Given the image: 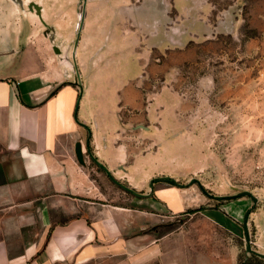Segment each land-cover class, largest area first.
<instances>
[{
	"label": "crops",
	"instance_id": "0c3cea01",
	"mask_svg": "<svg viewBox=\"0 0 264 264\" xmlns=\"http://www.w3.org/2000/svg\"><path fill=\"white\" fill-rule=\"evenodd\" d=\"M60 1L0 0V264H237L218 211L156 236L139 233L138 208L105 201L90 163L123 187L154 162H127L118 136L151 114L127 109L166 30L152 6L138 19L130 0H85L76 36L75 0ZM163 184L156 196L183 208Z\"/></svg>",
	"mask_w": 264,
	"mask_h": 264
},
{
	"label": "rangeland",
	"instance_id": "374dc122",
	"mask_svg": "<svg viewBox=\"0 0 264 264\" xmlns=\"http://www.w3.org/2000/svg\"><path fill=\"white\" fill-rule=\"evenodd\" d=\"M84 1L75 0L76 36ZM147 6L156 24L164 23V39H156L163 48L150 52L137 81L142 104L127 110L151 114L123 127L118 137L127 162L143 155L154 162L142 165L144 172L114 177L140 196L111 181L94 162L91 174L106 202L138 208L140 234L160 236L215 210L222 221L214 233L234 246L237 264H264L245 249L242 229L250 209V247L264 254V0L129 1L138 19ZM157 182L179 190L185 206L174 210L156 196ZM241 191L256 200L215 197ZM197 207L202 209L190 210Z\"/></svg>",
	"mask_w": 264,
	"mask_h": 264
},
{
	"label": "water",
	"instance_id": "95a60500",
	"mask_svg": "<svg viewBox=\"0 0 264 264\" xmlns=\"http://www.w3.org/2000/svg\"><path fill=\"white\" fill-rule=\"evenodd\" d=\"M123 188H125L126 190L132 192L135 195H142L140 193L135 192L134 190H132L129 187L123 186ZM243 195H249L253 201L256 200V198L249 192V191H241L237 194H233V195H225V196H215L217 199H221V198H233V197H239V196H243ZM250 212V209H247L243 215V222H242V229H243V233H244V241H245V249L249 252H253L257 255H259L260 257L264 258V254L263 253H259L255 250H253L250 247V240H249V233H248V228H247V218H248V214Z\"/></svg>",
	"mask_w": 264,
	"mask_h": 264
},
{
	"label": "trees",
	"instance_id": "16d2710c",
	"mask_svg": "<svg viewBox=\"0 0 264 264\" xmlns=\"http://www.w3.org/2000/svg\"><path fill=\"white\" fill-rule=\"evenodd\" d=\"M64 84H66V83L65 82L64 83H61L57 88H59L60 86H62ZM54 92H55V89L50 94H53ZM201 209H202V207H197L196 209H190V210L194 211V210H201Z\"/></svg>",
	"mask_w": 264,
	"mask_h": 264
}]
</instances>
